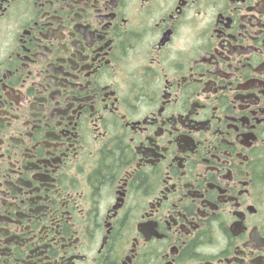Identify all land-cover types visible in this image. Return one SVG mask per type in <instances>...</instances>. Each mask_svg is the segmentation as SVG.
<instances>
[{
	"label": "flooded vegetation",
	"instance_id": "1",
	"mask_svg": "<svg viewBox=\"0 0 264 264\" xmlns=\"http://www.w3.org/2000/svg\"><path fill=\"white\" fill-rule=\"evenodd\" d=\"M0 264H264V0H0Z\"/></svg>",
	"mask_w": 264,
	"mask_h": 264
}]
</instances>
